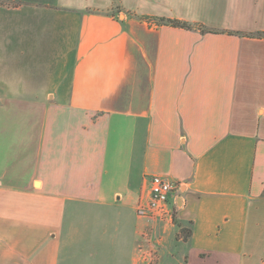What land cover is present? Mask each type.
<instances>
[{"label": "crops", "instance_id": "1", "mask_svg": "<svg viewBox=\"0 0 264 264\" xmlns=\"http://www.w3.org/2000/svg\"><path fill=\"white\" fill-rule=\"evenodd\" d=\"M263 33L264 0H0V264H264Z\"/></svg>", "mask_w": 264, "mask_h": 264}, {"label": "built area", "instance_id": "2", "mask_svg": "<svg viewBox=\"0 0 264 264\" xmlns=\"http://www.w3.org/2000/svg\"><path fill=\"white\" fill-rule=\"evenodd\" d=\"M149 183L148 199L140 200L136 212L139 217L149 218L158 222L172 221L174 207L171 197L178 185L171 180L157 175L147 178Z\"/></svg>", "mask_w": 264, "mask_h": 264}, {"label": "trees", "instance_id": "3", "mask_svg": "<svg viewBox=\"0 0 264 264\" xmlns=\"http://www.w3.org/2000/svg\"><path fill=\"white\" fill-rule=\"evenodd\" d=\"M157 25H167V26H172V27H177V28H182V29H186V30H194V29H200L201 32L203 33H207V32H214L212 30L206 29L204 27H200V26H196L190 23H186V22H182V21H178V20H170V19H157ZM258 37L260 38H264V33L263 34H259ZM182 233L185 235V238L190 236V231L183 229Z\"/></svg>", "mask_w": 264, "mask_h": 264}, {"label": "rangeland", "instance_id": "4", "mask_svg": "<svg viewBox=\"0 0 264 264\" xmlns=\"http://www.w3.org/2000/svg\"><path fill=\"white\" fill-rule=\"evenodd\" d=\"M180 235L182 236V237H184L185 235L182 233V230H180Z\"/></svg>", "mask_w": 264, "mask_h": 264}]
</instances>
